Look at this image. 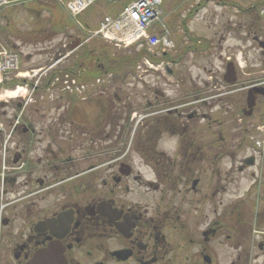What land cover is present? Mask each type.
<instances>
[{
	"label": "flooded vegetation",
	"instance_id": "af4514ba",
	"mask_svg": "<svg viewBox=\"0 0 264 264\" xmlns=\"http://www.w3.org/2000/svg\"><path fill=\"white\" fill-rule=\"evenodd\" d=\"M219 60L174 103L0 102V264H264V91Z\"/></svg>",
	"mask_w": 264,
	"mask_h": 264
},
{
	"label": "rangeland",
	"instance_id": "374dc122",
	"mask_svg": "<svg viewBox=\"0 0 264 264\" xmlns=\"http://www.w3.org/2000/svg\"><path fill=\"white\" fill-rule=\"evenodd\" d=\"M128 1L130 0H122L120 5L115 3L109 7H113L112 11L116 12ZM178 1L184 3V0H164L163 9L164 19L168 24L172 23L176 16L171 27L165 25L175 43V49L169 52L168 57L163 59V62H169L171 59L180 60V68L176 69L175 66H171L175 72L172 77H166L167 75L164 77L161 75V69L159 71L156 70V64H161L162 61L160 54L148 56L153 68L143 65L144 69H147L144 73L137 69V65L139 63L142 64L141 58L146 54L143 48L136 46L125 50L123 47L116 48L107 44L100 38L94 39L91 48L96 49L95 52H92L93 63H99L104 68L105 63L107 64L108 62L113 67L112 70L115 74L112 85L109 88L99 89L95 95L98 105L130 107L135 110L141 99L142 86L146 85L152 88L159 81L163 83L160 87L164 92V98L170 99L169 101L174 103L183 96L182 93H178L179 89L185 87L184 84L177 85L178 81L175 76L182 74V79L186 78V81L189 78L195 80L199 77L201 79L203 77L202 65L204 58L205 65L209 66L211 62L213 67H219L220 61H218V58L220 56L222 58H231L232 61L236 62L239 70L238 74L240 73L241 77L248 81L250 80L247 84H254L264 80V51L262 52L258 44L253 40V36H257L259 40L264 41V17L259 14V10L264 8V0H240L239 4L242 8L240 10L241 15L238 14V17L235 16L236 0H231L233 10L230 7L214 6L218 0H214V4L210 3L209 0H188L184 6L186 8L184 9L185 11L182 10L175 15V3ZM206 1L207 3L205 4ZM223 1L229 2V0ZM253 2H258L255 10L246 11L245 8H248ZM203 4L205 5L204 9L196 16L197 12L195 9ZM97 6L100 9V11L98 9L96 12H99L98 16L101 13L104 16L105 10L102 8L104 3L99 2ZM95 10L96 7L91 6L83 15L72 19L65 12L63 5L57 0H19L0 12V41L7 47L15 48L17 51L22 52L21 72L42 68L39 73H43L53 64L55 59L67 54L68 51L65 45L76 38H80V36L81 38L84 37L79 28L75 26L77 25L76 20L88 26L93 24L91 13H94ZM164 19L162 16V22L165 24ZM207 38L213 44L210 49H207ZM204 41L205 49L203 50ZM103 48H106L107 52L110 53L108 55L109 61H104L103 55L97 52ZM77 54L76 52L71 54L65 63L61 62V65L59 64L55 68H51L52 70H48V74H55L59 71L67 73L73 70V67L77 65L75 62ZM213 58L215 59L213 60ZM120 62L130 66L129 76H122L121 71L124 68L121 71L117 70V65ZM43 77H41L40 82L43 81ZM10 78V81L3 89L13 87L14 84L11 83L18 79L15 78L14 74H11ZM37 78L38 76L32 80H27V90L29 89L30 91L34 79ZM205 78L207 79V76ZM19 80L21 79H18V83L21 84ZM143 80H145L144 83ZM165 84L166 86H164ZM22 85L26 86L24 83ZM212 85L210 83L209 95L222 92V90H218L220 89L219 85L215 86L216 88ZM191 90L190 95H193L196 92V87L191 88ZM112 94L117 95L118 100L114 99ZM0 99H5V97L0 95ZM107 99L109 101L104 103ZM209 102L210 106H212V100H209ZM54 105H57V103H54ZM219 107L220 104L216 108L218 109ZM137 135L138 129L134 133L132 130L129 133L126 151L128 150V155L130 156H134L136 153L135 139ZM165 146V148L160 146L159 149H169L171 142H167ZM247 184V181L242 180L239 186L245 187Z\"/></svg>",
	"mask_w": 264,
	"mask_h": 264
},
{
	"label": "built area",
	"instance_id": "2783aa9c",
	"mask_svg": "<svg viewBox=\"0 0 264 264\" xmlns=\"http://www.w3.org/2000/svg\"><path fill=\"white\" fill-rule=\"evenodd\" d=\"M6 1H8V0H0V2H6ZM145 6H146L145 2H140V3H138V4L136 5L135 11H134V16L138 14V13H137V11H138V12H140V13H139L140 15L142 14V15L144 16V18H145L144 20L146 21V20L149 19V17L151 16V12L148 11V10L145 8ZM136 10H137V11H136ZM138 18H139V15H138ZM9 65H11L10 61H9V60H6L5 65L3 64L2 66H0V68H1V67H4V66L8 67Z\"/></svg>",
	"mask_w": 264,
	"mask_h": 264
},
{
	"label": "water",
	"instance_id": "95a60500",
	"mask_svg": "<svg viewBox=\"0 0 264 264\" xmlns=\"http://www.w3.org/2000/svg\"><path fill=\"white\" fill-rule=\"evenodd\" d=\"M78 44H79V41H76V42H74L72 45H69V48H70V49H73V48L76 47ZM261 46L263 47L264 44L261 43ZM228 82H231V81H228Z\"/></svg>",
	"mask_w": 264,
	"mask_h": 264
},
{
	"label": "bare ground",
	"instance_id": "6f19581e",
	"mask_svg": "<svg viewBox=\"0 0 264 264\" xmlns=\"http://www.w3.org/2000/svg\"><path fill=\"white\" fill-rule=\"evenodd\" d=\"M21 76L25 77V76H26V74H21ZM7 94H8V93H7Z\"/></svg>",
	"mask_w": 264,
	"mask_h": 264
}]
</instances>
